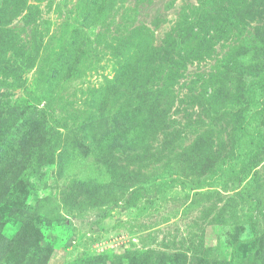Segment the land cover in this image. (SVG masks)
<instances>
[{
	"label": "rangeland",
	"instance_id": "obj_1",
	"mask_svg": "<svg viewBox=\"0 0 264 264\" xmlns=\"http://www.w3.org/2000/svg\"><path fill=\"white\" fill-rule=\"evenodd\" d=\"M5 253L264 264V0H0Z\"/></svg>",
	"mask_w": 264,
	"mask_h": 264
},
{
	"label": "trees",
	"instance_id": "obj_2",
	"mask_svg": "<svg viewBox=\"0 0 264 264\" xmlns=\"http://www.w3.org/2000/svg\"><path fill=\"white\" fill-rule=\"evenodd\" d=\"M163 185H164V187L167 186V184H166L165 182L163 183ZM24 260H26V261H23L22 263H23V264H26L27 261H32L33 258H32V256L30 257V256L26 255L25 258H24ZM24 262H25V263H24ZM0 264H16V263H15L14 260L10 257V254H9V253H5L4 256H3V255L0 256ZM20 264H21V263H20Z\"/></svg>",
	"mask_w": 264,
	"mask_h": 264
}]
</instances>
